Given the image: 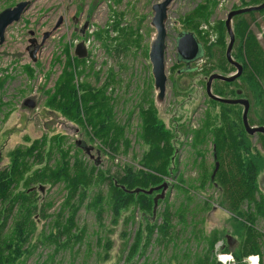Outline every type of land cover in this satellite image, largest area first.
Listing matches in <instances>:
<instances>
[{
  "label": "rangeland",
  "instance_id": "374dc122",
  "mask_svg": "<svg viewBox=\"0 0 264 264\" xmlns=\"http://www.w3.org/2000/svg\"><path fill=\"white\" fill-rule=\"evenodd\" d=\"M20 1L24 0H0V12L7 7L15 6ZM25 1H30L29 6L20 20L7 28L5 41L0 45V168L9 163L10 152L17 149L26 152L33 144L38 145L42 142L44 149L42 160L32 157L24 160L25 179L20 189L35 187L37 203L39 205L47 203L45 204L47 213L55 215L66 197L67 191L64 185L61 183L54 186L51 183L31 184L30 177H33L38 170L46 168L47 165H53L59 160V151H56L55 147L63 146L70 151L71 164H74L76 157L84 162L86 167L81 169L87 171L90 195L77 213V226L84 230L80 240L73 238L60 246L57 252L54 243L46 237L53 230V220L51 217L44 218L41 213H38L35 215L37 230L32 240V244L38 247L20 264H40L53 254V264H124L128 247L138 228L141 213L136 211L135 222L132 224L127 222L125 225L123 217L116 226H113L107 208L103 220L105 227L102 228L98 224L96 214L90 207L88 208V202L91 195L98 189L104 193L107 192L105 176L118 172L126 164L139 168L138 163L142 155V149L138 145L141 128L139 103L146 98L153 100L156 98L148 53L151 40L155 35V29L151 26L152 6L161 0ZM242 1L247 0L211 1L212 14L209 22L191 24L187 22L188 16L207 0H175L171 4L167 22L165 55L167 90L163 103L159 105L156 103L160 117L169 128L174 129L177 122L179 125H190L192 129L199 128L203 121L208 120V113L213 116L219 111L218 109L210 112L211 105L207 103L206 77L213 72L206 75L203 72V66H209V58H199L191 62L188 66L189 73H184L185 75L180 78L177 72H173V69L176 71L179 68L180 62L177 56L178 36L181 32L190 31L194 32L204 44H214L219 38L218 23L225 21L231 10L248 7ZM243 16L250 23V27L256 32L264 47V12H251ZM117 19L123 22L124 27L131 29V31L127 30L125 36V45L129 51H126L121 58L108 52L103 42L95 36L98 30L111 28ZM59 21H61L59 27L54 29ZM48 32L50 35L45 38ZM116 33L113 30L110 32L111 36ZM138 37H140V47ZM81 42L85 43L87 49L85 57L88 60L84 67H80L84 70L79 74L80 82L88 81L92 86L99 87L107 78L110 69L116 71L117 81L111 82L107 92L115 98L112 103L115 106L118 122L126 124L127 138L132 141L131 147L122 153H112L101 145L98 139L90 138L91 129H85L84 126L67 118L59 104L51 100L49 93L46 94L48 89L54 87L63 71L67 48L69 47L70 52L76 55V46ZM228 43L229 36L226 39L225 50ZM56 58L60 61H55ZM179 64L181 68L186 67L182 61ZM27 65H30L33 72H30ZM174 75L177 83L184 89L180 94H176L173 90ZM26 99H32L35 106L32 108L26 106L24 104ZM210 128L215 127L210 126ZM249 139L253 146L264 155V142L259 135L251 136ZM212 141L213 139L210 138L203 144V158L200 157L196 161L193 149L196 145L195 142L193 144L192 136L179 135L177 145L179 164L176 165L179 167V173L184 174L186 187L188 184L193 185L188 188L192 196L188 199L185 224L177 227L175 246L170 244L163 249L154 243L148 249L147 262L145 257H142L137 264H157L158 261L167 263V260L170 264H192L194 254L204 247L200 234H209L213 229L226 227L231 229L230 223L227 222L230 214L214 203L218 193L210 185L206 188L199 186L200 181L209 180L207 178L213 174L216 162L219 163V167L221 163V167L223 166L226 172L232 170L233 155L230 152L232 146L228 144L229 146L220 152L223 159L215 160ZM191 144L194 146L192 147ZM77 146L82 149L81 153L77 151L79 149ZM50 149L51 156L54 155L52 159L47 155ZM176 178L177 175L165 177L167 187L164 189L163 199L178 206L185 200L186 194L182 189L177 188ZM178 181L181 182V179ZM258 183L260 191L264 193V171L260 174ZM40 186H42L41 189ZM210 196L213 197L209 200L213 208L203 205ZM165 206L167 204L161 202L157 205L155 213L153 210L154 221L160 223L159 213ZM148 214L152 215V210ZM194 223H196L195 228L192 226ZM79 228L75 230V233L80 231ZM256 228L264 234V219L258 220ZM128 231L130 235L125 240L124 234ZM55 232L56 230L53 231ZM100 237L110 238L113 242L110 259L105 263L98 259L100 253L104 252L98 242ZM230 240L234 245L233 240ZM40 241L43 244H40ZM219 254H216L217 258ZM230 256L232 260L222 261V263L229 264L234 261L233 256L231 254ZM262 258V263L259 259V264H264V253ZM246 262L250 264L247 259Z\"/></svg>",
  "mask_w": 264,
  "mask_h": 264
},
{
  "label": "trees",
  "instance_id": "16d2710c",
  "mask_svg": "<svg viewBox=\"0 0 264 264\" xmlns=\"http://www.w3.org/2000/svg\"><path fill=\"white\" fill-rule=\"evenodd\" d=\"M211 1L217 0H207L206 3H202L188 16L187 22L190 24L209 22L212 14ZM260 1L263 2V0H247L242 3L252 6ZM243 15L233 18L235 44L232 51L234 59L242 63L243 73L233 82L215 80L212 90L216 95L223 97L249 99L250 124L264 126V47ZM218 24V27L215 25L219 38L214 44L207 45L200 40L204 48L202 59L210 60L208 67L203 66V72L206 75L214 71L229 75L236 71L226 58L225 46L228 33L225 21H220ZM122 28L124 29L121 30ZM112 30L117 32L116 35L111 36ZM127 30L131 31L117 19L111 28L100 29L95 36L103 42L108 52L121 58L126 51H129L125 45ZM139 39L140 37H138L140 47ZM87 60L86 57L80 58L72 54L68 47L63 71L54 87L48 89L46 94L49 93L51 100L59 104L67 118L84 126L85 129H91L90 138L98 139L100 144L112 153H122L131 147L132 141L127 138L126 124L118 122L115 106L112 103L115 98L107 92L111 82L117 81L116 71L110 69L107 78L99 87L92 86L88 81L80 82L79 74L84 71L80 67H84ZM55 61L60 59L56 58ZM179 65L178 63L179 68L176 71L173 69V72H177L180 78L185 75L184 73L189 72L183 71L184 68ZM26 67L33 72L30 65ZM175 75L172 78L173 90L176 94H180L184 89L177 83ZM238 91L242 94L239 95ZM207 103L211 105L210 112L218 109L219 111L213 116L208 113V120L203 121L200 127L195 129L187 124L179 125V122L174 129L169 128L160 117L155 100L146 98L139 103L141 128L138 145L142 149L139 168L126 164L118 172L104 177V181L107 182L106 193L98 189L91 195L88 208L90 207L96 214L98 224L102 228L105 227L103 220L107 208L113 226H116L123 217L125 225L127 222L132 224L135 222L136 211L141 213L139 225L128 247L124 264H137L142 257H145L147 262L148 249L154 243L163 249L170 244L176 245L177 227L185 224L188 199L192 196L188 188L193 186L188 184L186 187L184 174L179 173V167L176 165L179 164L177 145L180 134L192 136L193 144L195 142L196 146L193 144L191 146H194L196 161L200 157L203 158L202 146L210 138L214 143L215 160L223 159L220 152L229 146L228 144L232 146L230 152L233 155L232 170L226 172L220 163L214 181L211 175L210 178L205 177L209 179L208 181L202 180L199 183V186L203 188L207 185L212 186L218 193L214 203L230 214L227 222L230 223L231 229L228 227L213 229L209 234H200L204 247L194 254L192 264H223L218 260L217 253L231 254L234 261L229 264H248L246 258L250 255H258L262 263L264 234L256 228V225L259 219H264V193L260 191L258 183L259 176L264 171V155L253 146L249 139L251 135L243 126L241 105H229L209 97ZM210 126L215 128L211 129ZM258 135L264 142V135L261 133ZM42 147L43 143L40 142L38 145L33 144L26 152L20 149L14 150L9 153V163L0 168V264H20L38 247L32 244L37 230L35 215L38 213H41L44 218L51 217L53 220V230L46 237L54 243L57 252L60 246L73 238L80 240L81 234L84 233L83 228L77 226V213L90 195L88 174L81 169L86 167L81 159L76 157L74 164L70 163V151L63 146L55 147L56 151H59V160L53 165H47L46 168L38 170L33 177H30L31 184L51 183L54 186L61 183L64 185L67 193L57 214L47 213L45 209L47 203L42 205L37 203L35 187H32L33 190L20 189L25 179L24 160L29 157L42 160L44 154ZM77 148H79L77 151L81 153L82 149L79 146ZM51 153L50 149L47 155L51 156ZM53 157L54 155L50 159ZM176 175L177 188L184 191L186 198L178 206L171 204L169 200L159 199L158 204L163 202L167 206L159 213L161 220L158 223L152 217L154 198L163 191L165 177ZM178 179H181V182ZM151 189L153 192L148 193ZM212 199L213 197L210 196L203 205L213 208L209 201ZM151 210L152 215H149ZM175 219L176 222H174ZM195 224H192L194 228ZM78 228L80 231L75 233ZM54 230H56L55 233H53ZM129 235V231L125 232L124 239L127 240ZM229 236L234 245L228 239ZM98 242L104 250L98 259L105 263L110 259L113 242L107 237H100ZM39 243L43 244L42 241ZM53 256L54 254L40 264H53ZM168 262L169 260L167 263L158 261L157 264H170Z\"/></svg>",
  "mask_w": 264,
  "mask_h": 264
},
{
  "label": "water",
  "instance_id": "95a60500",
  "mask_svg": "<svg viewBox=\"0 0 264 264\" xmlns=\"http://www.w3.org/2000/svg\"><path fill=\"white\" fill-rule=\"evenodd\" d=\"M175 0H161L152 6L153 17L151 20V26L155 29V35L151 40L150 49L148 53L149 61L151 64V71L154 80V88L156 90L155 102L159 105L162 104L166 95L168 76L166 72V49H167V22L169 19V9L171 4ZM30 1H20L13 7H7L0 12V45L5 41V34L7 28L14 22H18L24 13L25 9L29 6ZM264 10V0L258 5H252L248 7L238 8L231 10L225 20L226 30L229 36V43L226 48V58L228 62L236 68V71L226 75L220 72H213L211 75L206 77V94L209 98L229 104V105H241L242 110V123L246 132L251 136H257L259 133L264 135L263 125H251L249 122V111H250V101L245 97H223L213 93L212 85L215 80H220L223 82H233L237 80L243 73L244 67L242 63L235 60L232 51L235 44V32L233 29V18L237 15L246 14L250 12H257ZM61 21H59L54 29L58 28ZM50 33L45 34V38L49 36ZM76 55L80 58H84L87 55V49L85 43L81 42L76 46ZM177 56L178 61H182L186 64L183 71L188 72L189 65L191 62L202 59L204 56L203 44L197 38L194 32L185 31L181 32L177 39ZM179 62V63H180ZM241 95L242 92L238 91ZM24 104L28 107H34V101L32 99H26ZM219 169V163L216 162V168L212 174V180L214 179L217 171ZM163 191L158 193L154 198V213L158 205L159 199H163L164 189L167 184H163ZM40 189L42 186L39 187ZM30 190H33L31 188ZM153 189L149 190L148 193H152ZM231 239V236L228 237Z\"/></svg>",
  "mask_w": 264,
  "mask_h": 264
},
{
  "label": "clouds",
  "instance_id": "9594fccd",
  "mask_svg": "<svg viewBox=\"0 0 264 264\" xmlns=\"http://www.w3.org/2000/svg\"><path fill=\"white\" fill-rule=\"evenodd\" d=\"M246 259L250 264H259L260 257L258 255H250Z\"/></svg>",
  "mask_w": 264,
  "mask_h": 264
},
{
  "label": "built area",
  "instance_id": "2783aa9c",
  "mask_svg": "<svg viewBox=\"0 0 264 264\" xmlns=\"http://www.w3.org/2000/svg\"><path fill=\"white\" fill-rule=\"evenodd\" d=\"M230 255H226V254H219L218 259L222 262H225L226 260H232V257Z\"/></svg>",
  "mask_w": 264,
  "mask_h": 264
}]
</instances>
